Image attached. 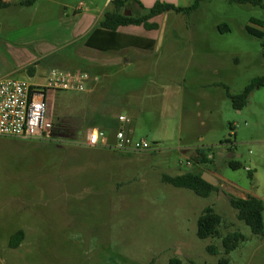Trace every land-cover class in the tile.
<instances>
[{
  "label": "rangeland",
  "instance_id": "obj_1",
  "mask_svg": "<svg viewBox=\"0 0 264 264\" xmlns=\"http://www.w3.org/2000/svg\"><path fill=\"white\" fill-rule=\"evenodd\" d=\"M195 1L182 0L176 7ZM127 9L138 17L132 2ZM163 15L157 46L141 59L143 74L135 66L130 77L115 76L102 107L113 118L125 115L134 138L148 141L152 152L87 147L91 127L103 129L102 120L96 122L101 108L92 105L88 93L47 95V119L69 132L82 127L75 139L0 138V264H218L223 257L230 264H264V237L253 235L230 205L231 197L264 201V88L255 90L241 112L233 109L226 91L238 95L264 77V49L246 32L247 27L264 32L251 22L264 21V10L205 0L189 15L172 11ZM15 24L19 31L26 29L21 22ZM224 24L230 31L221 33L219 26ZM54 58L43 60L35 77L21 72L12 78L42 84ZM77 63L72 60L71 66L56 69H77ZM196 68L204 69L207 81L223 82L227 88L207 90L217 112L206 141L181 142L177 128L182 102L191 112L198 109L189 96L176 93L191 87L182 84L180 89L174 82L187 73L192 76ZM228 140L231 143L225 144ZM194 145L205 146L214 155L213 162L202 168L219 177L217 188L226 200L219 193L201 198L163 182L164 176L199 172L200 166L187 165ZM231 147L240 156V170L227 164L225 152ZM207 208L222 217V238L234 232L247 238L228 256L222 238L197 236L198 219ZM19 231H24L25 240L11 249L10 239ZM209 246L219 255H210Z\"/></svg>",
  "mask_w": 264,
  "mask_h": 264
},
{
  "label": "crops",
  "instance_id": "obj_2",
  "mask_svg": "<svg viewBox=\"0 0 264 264\" xmlns=\"http://www.w3.org/2000/svg\"><path fill=\"white\" fill-rule=\"evenodd\" d=\"M26 1L0 0V80L12 78L21 72L31 76L27 70L37 66L33 75L35 77L42 61L47 58L56 57L53 60L55 63L50 65L51 69L71 66L72 60H76L77 69L68 71L80 70L90 75L91 81L87 93L90 95L92 105L101 108L96 122L100 120L103 123L117 122L119 129L118 119L125 115L120 114L119 117L113 118L112 113L107 110L102 111L107 101V91L113 89L115 76L130 77L135 66L138 73L143 74L144 62L141 59L146 60L152 49L156 48L157 33L160 31L158 23L164 15L149 21V24L158 26L155 30H147L143 26H128L119 28L114 34L100 26L107 12H115V7L111 4L112 0H104L101 7L93 5L89 0H37L31 6L25 5ZM137 1L145 10L152 9L157 2L174 6L182 4V0ZM133 4L139 14L138 17L142 16L144 14L142 8L136 3ZM6 20L11 21L12 24H7ZM16 22H21L26 29L19 31ZM65 51L67 53L63 57L59 56ZM203 71L202 68H196L192 76L189 77L187 73L182 81L174 82V87L180 89L182 84L191 87L188 91L181 89L176 93L179 94L181 91V98L189 96L198 109L191 112L182 102L177 128L181 142L183 139L206 141L209 131L214 128V115L217 112L212 94L207 90L211 87L227 88L223 82L207 81L204 78L207 73ZM214 74L219 76L217 71ZM205 105L208 109L203 111L202 107ZM183 116L187 117L186 121H183ZM129 129L135 135L134 129L130 127ZM106 131L113 132L112 134L116 132ZM204 147L194 145L191 147V154L196 149H204ZM180 150L183 152V149ZM232 155L231 159L240 158L236 152L227 149L225 152L227 160ZM199 172L207 173L202 167L199 168ZM215 177L220 182L219 177Z\"/></svg>",
  "mask_w": 264,
  "mask_h": 264
},
{
  "label": "trees",
  "instance_id": "obj_3",
  "mask_svg": "<svg viewBox=\"0 0 264 264\" xmlns=\"http://www.w3.org/2000/svg\"><path fill=\"white\" fill-rule=\"evenodd\" d=\"M37 0H27L24 4L27 6L33 5ZM85 1V0H82ZM205 0H196L195 3L188 8L176 7L171 4H166L162 2H157L155 6L150 10H145L137 0H112L111 4L115 6V12H107L105 18L101 23V28L104 30L116 31L121 27L128 26H143L147 30H155L158 27L156 25L149 24V21L155 17L161 16L167 12H175L177 14L189 15L198 10L201 2ZM230 4L235 5H251L256 8L264 10V0H227ZM138 4L144 14L140 17H133V15L127 17L125 13L128 12L127 5L129 3ZM252 24L263 28L264 21L262 20H251ZM219 31L221 33H226L230 31L229 26L221 25L219 26ZM246 32L249 36L259 40L264 49V32L256 29L254 27H247ZM151 49V48H149ZM37 66L31 67L27 72L34 77V73ZM264 88V77L253 80L242 93L238 95H233L227 89V96L231 101L233 109L236 111H242L248 104L252 94L257 89ZM96 129V127H91ZM118 129V123L105 121L103 123L102 130L116 131ZM82 131V127L76 129V132H69L58 122L53 124L52 137L61 136L65 138L75 139L76 133L79 134ZM231 141H226L225 144H230ZM223 145V144H222ZM232 152V147L229 148ZM208 154L205 149H196L191 155V160L193 165L198 167L206 166L212 163L213 160L208 159ZM229 168L232 170L242 169V164L237 159L227 160ZM203 173L201 172H190L177 177L164 176L163 182L169 184L178 189H186L193 192L195 195L201 198H209L214 193H219V188L213 187L202 180ZM230 205L234 209L237 215V219L248 226L255 236L264 237V201L256 197H248L247 199H240L236 197L230 198ZM198 232L197 236L200 240H206L209 238H222L221 232L219 230L222 225V217L215 212L213 208H207L203 211L197 222ZM24 231H19L13 235L10 239L9 247L11 249H18L25 240ZM247 238L240 232H234L228 234L222 238V247L224 253L228 256L233 251L237 250L241 243H244ZM207 251L212 256L219 255L218 249L214 246H209ZM179 264V263H172ZM218 264H230L228 258L223 257L218 261Z\"/></svg>",
  "mask_w": 264,
  "mask_h": 264
},
{
  "label": "built area",
  "instance_id": "obj_4",
  "mask_svg": "<svg viewBox=\"0 0 264 264\" xmlns=\"http://www.w3.org/2000/svg\"><path fill=\"white\" fill-rule=\"evenodd\" d=\"M91 77L88 73L75 70L51 69L44 83H28L13 78L0 80V138L31 140L51 138L53 122L47 119L51 92L84 94L88 92ZM119 129L111 135L101 129H92L85 145L90 148H107L117 152H152L151 144L138 140L129 129V119L120 116ZM213 160L214 155L208 154ZM192 166V160L187 159ZM250 172V169H247Z\"/></svg>",
  "mask_w": 264,
  "mask_h": 264
},
{
  "label": "water",
  "instance_id": "obj_5",
  "mask_svg": "<svg viewBox=\"0 0 264 264\" xmlns=\"http://www.w3.org/2000/svg\"><path fill=\"white\" fill-rule=\"evenodd\" d=\"M125 16L129 17V16H131V13L128 11V12L125 13ZM231 158H233V155H232V157L229 158V160H231ZM202 180L204 182H206L207 184L213 186V187H218L219 184H220L218 178H216L215 176H213L211 174H208V173H204L202 175ZM219 194L223 198H225V200L227 199L226 196H225V194L223 193V191L221 189L219 190Z\"/></svg>",
  "mask_w": 264,
  "mask_h": 264
}]
</instances>
